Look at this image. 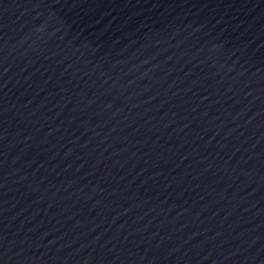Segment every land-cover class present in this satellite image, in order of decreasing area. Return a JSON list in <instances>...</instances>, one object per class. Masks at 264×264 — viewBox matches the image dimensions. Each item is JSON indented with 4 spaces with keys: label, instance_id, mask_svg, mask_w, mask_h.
Here are the masks:
<instances>
[{
    "label": "water",
    "instance_id": "water-1",
    "mask_svg": "<svg viewBox=\"0 0 264 264\" xmlns=\"http://www.w3.org/2000/svg\"><path fill=\"white\" fill-rule=\"evenodd\" d=\"M0 264H264V0H0Z\"/></svg>",
    "mask_w": 264,
    "mask_h": 264
}]
</instances>
